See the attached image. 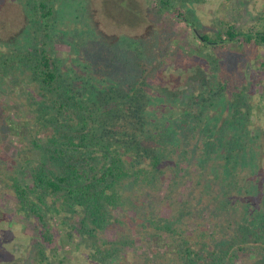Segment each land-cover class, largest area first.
Here are the masks:
<instances>
[{"label":"trees","instance_id":"16d2710c","mask_svg":"<svg viewBox=\"0 0 264 264\" xmlns=\"http://www.w3.org/2000/svg\"><path fill=\"white\" fill-rule=\"evenodd\" d=\"M155 1L152 16L157 21L183 22L199 39L201 44L192 46L198 54L192 47L183 51L185 57L201 56L210 76L220 77L210 94L184 96L180 104L176 98L171 104L154 79L170 64L173 49L156 51V45L148 50L149 41L133 38L106 42L100 57L91 60L96 74L79 77L56 54L55 0H27L32 48L0 57V82L22 72L36 87L22 108L29 114L23 125L3 120L7 111L0 112V130L6 126L9 134L30 140L17 152L22 165L7 183L17 215L30 224L34 264H127L123 256L132 264H153L150 258L164 264H264V185L259 190L262 209L250 211L249 206L233 218L231 199L239 190L241 173L254 171L257 163V140L264 139V92L239 84L219 64V54L229 45L243 50L264 47V25L258 30L227 25L214 34L203 33L185 5L204 0ZM132 14L142 16L134 9ZM92 43L83 44L82 52L98 53ZM259 69L264 72L263 61ZM222 102L228 115L218 124L211 114ZM255 127L261 133H254ZM33 151L37 158L30 156ZM192 165L198 171L197 184L217 195H208L202 206L186 201L169 219L149 213L146 220H135V240L102 237L117 224H128L119 215L126 216L132 199H146L153 206L167 186L168 195L160 204L168 201L175 208L171 195L187 184L184 178L189 180ZM209 196L213 198L207 201ZM195 209L198 217L210 221H198L197 229L190 231L187 222ZM144 241L153 245L145 246L142 255L129 252ZM61 242L74 246L76 262L61 253Z\"/></svg>","mask_w":264,"mask_h":264},{"label":"rangeland","instance_id":"374dc122","mask_svg":"<svg viewBox=\"0 0 264 264\" xmlns=\"http://www.w3.org/2000/svg\"><path fill=\"white\" fill-rule=\"evenodd\" d=\"M55 4L59 15L56 24L53 25L56 54L62 60L64 67L79 77L96 74L98 68L95 61L91 60L100 57V50L104 48L106 42L112 45L119 40L133 38L149 41L148 50L154 49L156 45V51L166 53L168 48L173 49L170 51V64L165 65L166 67L159 71L154 79V86L163 89L162 93L166 91L164 96L170 97L171 104L177 101L176 98H179L177 104H180L184 96L210 94V90L219 84L220 77L210 76L209 65L207 66L201 56L185 57V52H189L190 47L201 44L192 29L183 22L175 20L159 22L152 16L155 0H55ZM28 8L27 0H0V57L3 54L24 53L32 48L31 40L35 37L30 29L31 17ZM132 9L141 12L142 16L137 15L138 19L134 18ZM185 10L194 13L203 33L214 34L224 30L227 25L243 30H258L264 25L262 19L264 0H204L203 3H187ZM92 41L93 47L96 49L99 47L98 53L82 52L83 44H90ZM192 48L193 53H197L195 48ZM219 57L221 58L219 64L228 74L234 76L239 84H252L256 86L253 89L264 92V84H258L264 80V72L259 69L261 62H264V47L243 50L235 45H229ZM12 77L0 82V112L2 114L3 109L7 111L5 115H1V118L15 125H23L29 114L22 113V108L27 106L31 98L29 96L36 92V87L34 84H28L27 73L15 72ZM16 80L17 87L13 84ZM229 97L228 94L227 98ZM166 110L167 108L163 111ZM227 115V108L222 102L213 110L211 119L219 124ZM260 128L264 131L263 126ZM257 129L255 127L254 133H261ZM22 139L18 134H9L6 126L0 130V264H34L35 259V244H33L35 239L30 232V224L17 215L15 196L7 183L8 177L14 175L22 165L18 160L17 152L30 144L29 139ZM256 155L257 163L253 168L254 171L249 168L241 173L239 190L234 191L232 197L230 196L235 207L232 211L233 218L242 215L249 206L250 211L262 209L259 190L264 185V139L257 140ZM30 156L37 158L38 153L33 151ZM189 171L190 173L187 172V176H190L189 180L184 178L187 184L179 185L171 195L175 208H172L168 201L166 205L160 204L168 195L165 193L167 186L158 192L157 203L155 201L153 206H150L152 202L146 199L143 201L132 199L134 203L127 205L126 216L119 215V219H127L128 224H117L102 237L115 241L129 236V240H135L139 238L138 230L132 229L135 220H146V215L149 213L169 219L174 213H179L186 201L202 206L208 195L213 197L217 195L207 185L197 184V180H194L198 174L196 167L192 165ZM169 181L166 180V185ZM192 187L197 188L193 194L196 200L191 199ZM217 190L222 193L221 187ZM213 197L209 196L207 201ZM134 204L136 207L133 206ZM136 208L138 213L135 212ZM198 216V210L195 209L189 216L188 230H196L198 221L206 224L210 221L207 216L204 218ZM148 244L153 245L150 241L139 242L129 252L134 251L135 256L142 255L143 251H147L145 246ZM59 245L62 254L74 257L73 263L77 261L78 255H74L76 250L73 245L67 242H61ZM128 258L123 256L127 264H132L131 259ZM150 259L153 264H164L163 260Z\"/></svg>","mask_w":264,"mask_h":264}]
</instances>
